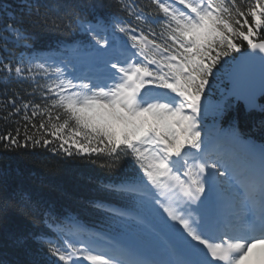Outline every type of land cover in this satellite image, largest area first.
Returning <instances> with one entry per match:
<instances>
[{
  "label": "snow or ice",
  "instance_id": "1",
  "mask_svg": "<svg viewBox=\"0 0 264 264\" xmlns=\"http://www.w3.org/2000/svg\"><path fill=\"white\" fill-rule=\"evenodd\" d=\"M152 3L157 14L163 13V45L156 42L151 24L147 34L143 28L137 34L135 27L114 25L109 36L102 17L94 21L77 17L76 28L88 34L89 46L97 54L105 55L115 46V30L127 36L136 51L131 52L127 42H122L126 54L115 63L105 62L110 69L104 83L73 84L61 79L62 72L57 69V79L47 85V91L54 93L50 106H44L49 120L39 127L50 125L51 134L61 141L59 148L69 155L75 144L84 153H105L112 160L106 165L109 169L116 168L122 159L134 161L143 176L115 190L136 193L145 206L154 204L163 209L174 222L160 216L163 228L175 237L168 250L174 259L137 251L136 258L124 260L118 255L93 254L91 248L84 258L89 264H264V145L242 140L236 128H231L220 138L233 149L226 154L234 161L229 165L223 157L207 155L199 126L201 97L209 78L220 72L217 65H228L236 59L232 53H241L244 61L259 59L264 66V41L253 39L254 29L264 28V0L247 5L238 0ZM89 7L95 11L103 5ZM123 10L147 24V17L133 13L127 5ZM8 29L27 44L29 36L11 25ZM236 40L247 42L250 52L242 53L243 44ZM153 49L169 54L162 55L160 61L149 60L147 53ZM37 67L47 72L44 64ZM5 69L12 70L7 65ZM14 71L21 75L33 69L15 67ZM261 91L264 93V81ZM40 107L34 106L33 116ZM28 139L34 145L41 143ZM0 140L20 146L10 136ZM49 143L47 139L42 142ZM238 146L242 151H236ZM220 191L227 193L226 207ZM50 251L64 264H78L80 259L76 252L81 250L75 248V242H66L63 250L57 247Z\"/></svg>",
  "mask_w": 264,
  "mask_h": 264
},
{
  "label": "trees",
  "instance_id": "2",
  "mask_svg": "<svg viewBox=\"0 0 264 264\" xmlns=\"http://www.w3.org/2000/svg\"><path fill=\"white\" fill-rule=\"evenodd\" d=\"M238 2L247 5L256 0ZM93 4L103 7L93 11L89 7ZM123 5L147 17V24L123 10ZM97 16L105 20L109 36L114 25L135 27L137 34L143 28L147 34L151 24L156 42L164 44L160 36L163 13L155 12L152 0H0V137L10 136L20 145L16 147L8 140H0L2 264H64L50 249L63 250L66 242H75V248L81 250L76 256L86 261L87 249L108 243L113 237L159 249L156 233L169 232L161 224L160 216L165 220L168 217L159 205L145 206L136 193L115 190L116 186L143 176L134 161L122 159L116 168L109 169L106 165L112 160L105 153H84L75 144L70 148L64 146L72 152L69 155L59 148L61 141L51 134L50 125L39 127L42 121L49 120L44 106H50L54 93L47 91V85L57 79V69L62 72L61 79L79 75L88 64L96 61L103 65V59L117 53L114 46L105 55L97 54L89 46L88 34L76 28L77 17L94 21ZM240 19L243 22L244 18ZM10 25L30 37L27 44L8 29ZM254 31V41L264 38V28ZM115 36V45L127 42V48L136 51L123 33L115 30ZM234 42L242 43V48L247 45L240 40ZM122 54H126L123 48ZM168 54L157 49L147 53L149 60L157 61ZM230 63L217 65L221 70L209 78L201 97L202 137L207 143L211 137L225 136L235 127L240 138L264 145V96L258 109L251 111L231 98L226 89ZM39 64L45 65L46 73L38 69ZM5 65L12 70L7 71ZM15 67H31L33 71L17 75ZM37 104L41 107L33 116ZM28 137L41 143L34 145ZM44 139L50 143L43 145ZM6 144L10 146L6 148Z\"/></svg>",
  "mask_w": 264,
  "mask_h": 264
},
{
  "label": "water",
  "instance_id": "3",
  "mask_svg": "<svg viewBox=\"0 0 264 264\" xmlns=\"http://www.w3.org/2000/svg\"><path fill=\"white\" fill-rule=\"evenodd\" d=\"M263 39L254 42H262ZM250 52L247 45L241 49ZM231 62L227 77V92L230 97L239 101L246 110H257L259 99L264 95L261 84L264 81V66L259 59L244 61L241 53H237Z\"/></svg>",
  "mask_w": 264,
  "mask_h": 264
},
{
  "label": "rangeland",
  "instance_id": "4",
  "mask_svg": "<svg viewBox=\"0 0 264 264\" xmlns=\"http://www.w3.org/2000/svg\"><path fill=\"white\" fill-rule=\"evenodd\" d=\"M106 61H110L112 63H115L117 60H120L118 58H116L114 55L111 56L109 59H103ZM122 60V59H121ZM109 69H110V64H108L106 66V63L103 64V66L101 68H99V71H92L94 70L93 69V65L90 64L87 68V74L91 75V76H97V75H100V78L102 79V83H104L107 78H108V75H109ZM83 76V75H82ZM79 76L77 79H71L69 77H64L63 79H66V80H72L73 84H80L81 82L83 83H90V84H97L95 82H92V79L90 78H84L85 76ZM111 82V81H109ZM221 144H209L207 145L206 147V153L207 155L212 158V159H216V158H221L223 157L225 162L228 163L229 165H232L234 164V161L233 159L229 158L228 155V151L231 153L232 151L228 150V149H225L223 150L221 148ZM223 193H225L224 191H222ZM223 200H226L225 201V206L227 205V200H228V196L227 197H223L222 198ZM132 247H130L127 243H121L120 246L121 248H118V246H116V248H104L102 250H96L94 249V251L92 252L93 254H97V253H106V254H112V255H118L121 259H124V260H128V259H134L136 258L135 255H134V251H135V245L134 244H131ZM126 247V248H125ZM138 247V246H137ZM161 249L163 250V255L165 258H168V250L167 248L165 247V244L162 243L161 245ZM126 254V256H125ZM78 264H89V261H86L85 263H78Z\"/></svg>",
  "mask_w": 264,
  "mask_h": 264
},
{
  "label": "bare ground",
  "instance_id": "5",
  "mask_svg": "<svg viewBox=\"0 0 264 264\" xmlns=\"http://www.w3.org/2000/svg\"><path fill=\"white\" fill-rule=\"evenodd\" d=\"M227 197V193L225 192V193H223L222 191H220V197H221V199L223 198V197Z\"/></svg>",
  "mask_w": 264,
  "mask_h": 264
}]
</instances>
